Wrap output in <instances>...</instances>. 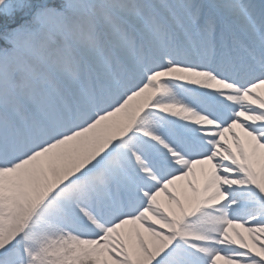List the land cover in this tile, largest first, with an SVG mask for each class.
<instances>
[{
	"label": "snow or ice",
	"instance_id": "snow-or-ice-1",
	"mask_svg": "<svg viewBox=\"0 0 264 264\" xmlns=\"http://www.w3.org/2000/svg\"><path fill=\"white\" fill-rule=\"evenodd\" d=\"M0 264H264V0H0Z\"/></svg>",
	"mask_w": 264,
	"mask_h": 264
}]
</instances>
